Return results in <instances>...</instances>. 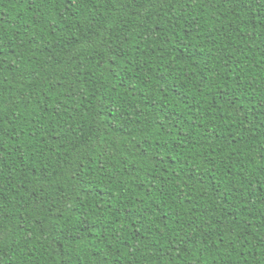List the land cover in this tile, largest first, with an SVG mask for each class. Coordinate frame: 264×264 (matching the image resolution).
I'll list each match as a JSON object with an SVG mask.
<instances>
[{"label": "trees", "instance_id": "trees-1", "mask_svg": "<svg viewBox=\"0 0 264 264\" xmlns=\"http://www.w3.org/2000/svg\"><path fill=\"white\" fill-rule=\"evenodd\" d=\"M0 264H264V0H0Z\"/></svg>", "mask_w": 264, "mask_h": 264}]
</instances>
